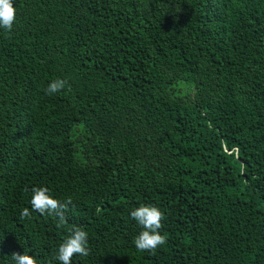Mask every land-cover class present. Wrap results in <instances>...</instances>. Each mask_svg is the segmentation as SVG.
Wrapping results in <instances>:
<instances>
[{
    "label": "trees",
    "instance_id": "obj_1",
    "mask_svg": "<svg viewBox=\"0 0 264 264\" xmlns=\"http://www.w3.org/2000/svg\"><path fill=\"white\" fill-rule=\"evenodd\" d=\"M0 29V264H264V0H13ZM68 87L48 96L54 79ZM33 187L64 202L32 212ZM27 189V191H26ZM167 242L139 252L130 212Z\"/></svg>",
    "mask_w": 264,
    "mask_h": 264
},
{
    "label": "clouds",
    "instance_id": "obj_2",
    "mask_svg": "<svg viewBox=\"0 0 264 264\" xmlns=\"http://www.w3.org/2000/svg\"><path fill=\"white\" fill-rule=\"evenodd\" d=\"M16 19V9L13 0H0V29L6 33H11ZM68 87V82L64 79H54L44 92L48 96L55 95ZM27 191V189H26ZM31 199L29 208H24L20 216L22 219L29 218L32 212L41 216L45 214L58 218V227L67 223L65 215L69 205L72 204L71 197L64 202L54 198L47 187H33L31 189ZM130 218L141 228V231L134 237L133 243L137 251L155 254L159 247L167 242V234H161L162 221L166 219L159 208L151 205H141L130 212ZM90 254L88 247V234L79 227H73L67 238L59 245L56 259L60 264H72L74 256L87 257ZM11 260L14 264H37V259L27 253H13Z\"/></svg>",
    "mask_w": 264,
    "mask_h": 264
}]
</instances>
